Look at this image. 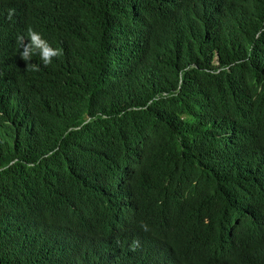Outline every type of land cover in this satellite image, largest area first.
<instances>
[{"label": "trees", "instance_id": "obj_1", "mask_svg": "<svg viewBox=\"0 0 264 264\" xmlns=\"http://www.w3.org/2000/svg\"><path fill=\"white\" fill-rule=\"evenodd\" d=\"M0 264H264V0H0Z\"/></svg>", "mask_w": 264, "mask_h": 264}, {"label": "clouds", "instance_id": "obj_2", "mask_svg": "<svg viewBox=\"0 0 264 264\" xmlns=\"http://www.w3.org/2000/svg\"><path fill=\"white\" fill-rule=\"evenodd\" d=\"M26 37L28 38L27 42H25ZM17 43L20 49H22V51H19V55L25 62L31 61L35 53L39 54L40 59L43 61L44 65L47 66L52 62L53 57L61 54L59 49L52 48L49 43L43 39L41 34L31 28L28 29L26 34L17 37ZM27 66H31L33 69L38 70L36 65L28 63ZM141 228L145 232L149 231L147 224H141ZM136 247H139V241L133 242V250H135Z\"/></svg>", "mask_w": 264, "mask_h": 264}]
</instances>
